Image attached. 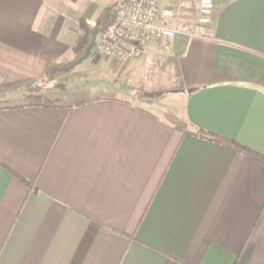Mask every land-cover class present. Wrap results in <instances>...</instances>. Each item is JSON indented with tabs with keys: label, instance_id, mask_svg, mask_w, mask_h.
<instances>
[{
	"label": "crops",
	"instance_id": "obj_1",
	"mask_svg": "<svg viewBox=\"0 0 264 264\" xmlns=\"http://www.w3.org/2000/svg\"><path fill=\"white\" fill-rule=\"evenodd\" d=\"M117 1L0 0V264H264V163L233 146L264 157V0H212L211 38L169 40L165 111L94 47L47 69ZM71 71L93 95L56 94Z\"/></svg>",
	"mask_w": 264,
	"mask_h": 264
},
{
	"label": "built area",
	"instance_id": "obj_2",
	"mask_svg": "<svg viewBox=\"0 0 264 264\" xmlns=\"http://www.w3.org/2000/svg\"><path fill=\"white\" fill-rule=\"evenodd\" d=\"M188 8L185 0L176 7H163L159 0H118L100 23L93 51L127 63L151 45L166 52L169 40L176 34L211 38L213 1L197 0L191 23L178 17Z\"/></svg>",
	"mask_w": 264,
	"mask_h": 264
},
{
	"label": "rangeland",
	"instance_id": "obj_3",
	"mask_svg": "<svg viewBox=\"0 0 264 264\" xmlns=\"http://www.w3.org/2000/svg\"><path fill=\"white\" fill-rule=\"evenodd\" d=\"M190 1L194 2L193 0ZM194 15V9L193 7H191V9L187 11H180L178 17L185 19L188 18V20H191L194 19ZM165 54L166 52H164V50H160L158 46L151 45L145 50L142 55L131 59L129 61L130 63H119L116 61H111L110 64L116 69V71L115 73H109L112 74V79L114 80L116 86L117 84H123L124 82L132 86L131 88L134 89L132 90L134 93H132L133 95L131 98L133 100L138 101L149 108L155 109L156 111H165L168 109L179 108L180 102L176 95L177 85L173 81L174 69L173 67H171L172 64L167 61V59L163 58ZM93 55L96 56L98 54H95L93 51ZM57 70L69 71L70 69ZM102 73L103 74L99 75V79L101 81L106 79L107 74L104 69ZM78 74L80 73L71 71V73L66 74V76L62 75L60 78H57V84H59L61 81L64 82V86L61 85L63 91L56 90L57 88L55 87V83H52L47 88H43L44 84L42 83V89L40 90L41 92H45V94H40L46 95L47 90H56V94L60 93V95H62L67 99V101L70 102H76L90 97L94 94L91 85L93 86L94 84H98L99 81L90 78L76 79V76ZM56 94L54 93V95ZM52 97H50V99ZM19 99L28 100L24 97ZM58 100H60V98Z\"/></svg>",
	"mask_w": 264,
	"mask_h": 264
},
{
	"label": "trees",
	"instance_id": "obj_4",
	"mask_svg": "<svg viewBox=\"0 0 264 264\" xmlns=\"http://www.w3.org/2000/svg\"><path fill=\"white\" fill-rule=\"evenodd\" d=\"M109 12V8L105 9L102 13V17L103 19L107 16ZM100 32L99 27H87V40L85 45L83 46L82 50L80 53H78L72 60H70L67 63L64 64H53L48 66V71H50L51 69H60V70H68L71 69L72 67H75L76 65H78L79 63H81L84 59H86L89 54L91 49L94 47L95 42H96V38L98 36ZM216 139V138H214ZM234 148H236L238 151H241L245 154H247L250 157L256 158L258 159L260 162L264 163V157L263 156H256L253 152L248 151L246 149H244L242 146L238 145V144H233Z\"/></svg>",
	"mask_w": 264,
	"mask_h": 264
}]
</instances>
